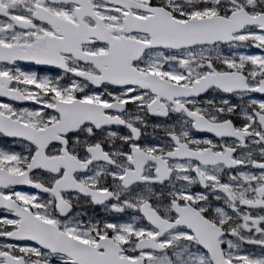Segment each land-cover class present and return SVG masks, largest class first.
Wrapping results in <instances>:
<instances>
[{"label":"snow or ice","instance_id":"6c2138e0","mask_svg":"<svg viewBox=\"0 0 264 264\" xmlns=\"http://www.w3.org/2000/svg\"><path fill=\"white\" fill-rule=\"evenodd\" d=\"M0 264H264V0H0Z\"/></svg>","mask_w":264,"mask_h":264}]
</instances>
